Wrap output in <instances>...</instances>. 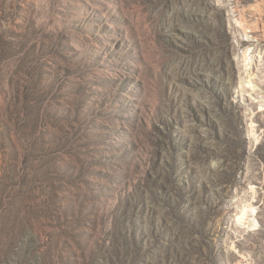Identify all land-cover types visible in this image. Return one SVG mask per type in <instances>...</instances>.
<instances>
[{
	"label": "rangeland",
	"instance_id": "374dc122",
	"mask_svg": "<svg viewBox=\"0 0 264 264\" xmlns=\"http://www.w3.org/2000/svg\"><path fill=\"white\" fill-rule=\"evenodd\" d=\"M0 264H264V0H0Z\"/></svg>",
	"mask_w": 264,
	"mask_h": 264
}]
</instances>
